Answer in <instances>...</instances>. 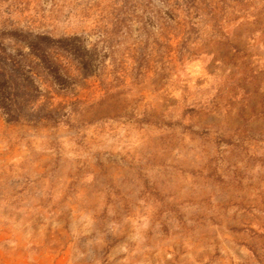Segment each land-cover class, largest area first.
Segmentation results:
<instances>
[{
	"label": "rangeland",
	"instance_id": "1",
	"mask_svg": "<svg viewBox=\"0 0 264 264\" xmlns=\"http://www.w3.org/2000/svg\"><path fill=\"white\" fill-rule=\"evenodd\" d=\"M114 3L0 0V42L91 45ZM153 3L183 20L179 0ZM190 18L185 45L162 51L169 69L152 52L132 80L133 20L103 50L104 84L96 70L53 99L80 101L73 119L94 122L79 132L0 116V264H264V0H198Z\"/></svg>",
	"mask_w": 264,
	"mask_h": 264
},
{
	"label": "trees",
	"instance_id": "2",
	"mask_svg": "<svg viewBox=\"0 0 264 264\" xmlns=\"http://www.w3.org/2000/svg\"><path fill=\"white\" fill-rule=\"evenodd\" d=\"M116 1L118 3L111 5L109 12L111 27L102 26L98 31L100 39L91 45L82 35L57 37L43 32L29 36L18 30H13L10 35L27 51L20 48L12 52L0 42V116L7 124H63L77 132L81 126L93 124V120L73 119L79 100L54 105L53 99L74 98L76 89L83 86L96 70L101 84H104L102 68L100 70L106 57L103 50H111L121 38L130 35L133 20L139 25L142 44L136 50L138 55L134 58L132 80L139 82L144 76L143 69L148 67L147 58L152 52L161 70L169 69L162 51L169 47L171 36L175 38L181 34L185 45L190 30L194 29L190 14L197 9L198 0H179L176 12L184 13L185 18L181 23H173L174 18H178L173 10L167 16L169 21L160 11H152L153 0ZM100 43L102 46L99 47ZM114 71L117 72L116 68Z\"/></svg>",
	"mask_w": 264,
	"mask_h": 264
}]
</instances>
